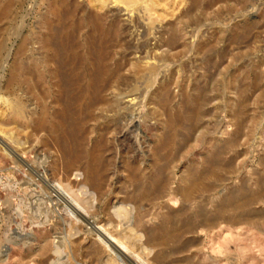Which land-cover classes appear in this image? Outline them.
<instances>
[{
    "label": "rangeland",
    "instance_id": "1",
    "mask_svg": "<svg viewBox=\"0 0 264 264\" xmlns=\"http://www.w3.org/2000/svg\"><path fill=\"white\" fill-rule=\"evenodd\" d=\"M70 1L76 6V19L83 23L82 44L95 16H107L108 26L120 27L110 64L121 66L122 71L107 100L121 105L124 123L136 118L139 127L132 138L133 152L145 160L141 168L147 175L154 158L161 160L159 164L167 158L169 192L139 207L126 200L133 192L126 167L133 149L122 142L123 136L118 138L120 147L113 142L110 133L117 116L106 106L99 107L85 125L89 132L86 147L99 135H107L110 147L120 150L116 161L120 167L110 176L109 195L102 203L92 190L77 189L85 180V163L66 176L53 130L54 83L45 42L56 16V0H0V264H41L44 260L52 264L56 259L58 264H96L90 255L93 249L101 250L103 264H124L114 261L116 254L95 233L86 234L81 219L66 213L62 197L58 200L55 193L45 191L50 185L59 186L61 194L87 218L94 210H102L95 219L100 223L97 227H104L106 235L108 231L133 237L134 249L127 244L131 251L123 250L141 264H264V0ZM172 37L175 45L170 44ZM134 63L140 64L138 73ZM24 67L32 70L31 79ZM151 68L156 75L148 85ZM191 97L204 101L199 124L184 120ZM5 101L21 105L23 114L15 116ZM165 138L172 141L164 144ZM230 143H234L231 148ZM214 157L217 163L205 180L209 188L194 203L185 204L175 193L183 186V176L209 168ZM54 161L61 167L55 181L51 177ZM241 187L249 193L262 189L261 198L247 209L241 223L220 220L216 227H200L169 247H147L148 234L133 231L140 218L144 228L151 230L168 217L179 219L183 211L194 213L198 205L213 217L230 192ZM76 194L85 196L87 206L76 202ZM121 207L130 211L124 222L114 215ZM109 212L114 221L109 220ZM233 214L228 208L224 215ZM60 219L62 232H47ZM61 237L69 249L59 256L53 251L42 253L46 242ZM76 247L81 249L79 259L74 255ZM159 253H164L160 262L156 261Z\"/></svg>",
    "mask_w": 264,
    "mask_h": 264
},
{
    "label": "bare ground",
    "instance_id": "2",
    "mask_svg": "<svg viewBox=\"0 0 264 264\" xmlns=\"http://www.w3.org/2000/svg\"><path fill=\"white\" fill-rule=\"evenodd\" d=\"M97 1L103 2V4L107 3V0ZM117 1L129 4L136 3L134 0ZM56 6V16L54 22L48 28V39L45 42V48L51 53L48 63L52 67V72L50 74H52L54 83L52 105L54 107L53 118L55 120V124L53 130L62 151V170L67 176L72 171L79 169L78 167H80V164L84 162L85 166L82 167V170L84 171L85 180L77 186V189H80L79 191L81 192L82 190H92L99 203H102L109 195L107 191L108 182L110 176L115 175L117 168L120 167L116 162L117 158H121L118 157L119 155L121 156V153L119 152L120 150L118 148L115 150L110 147L112 144L107 141V135L105 134L99 135V139L96 140L90 148H87L86 141L89 136V132L85 129V125L93 120L94 112L98 110L99 107L106 106L107 111L113 112L117 116V118L112 121L114 125L112 126L113 129L110 133L111 136H114L113 142L117 143L118 147H120L121 143L126 141L131 145L129 149H133L131 152L132 155L129 156L130 160L126 164L128 171L127 179L132 185L133 192L127 195L126 200L130 203H134L136 207H139L144 202L163 199L168 194L171 184L169 164L166 163L167 158L162 159L165 160L163 164L158 163L161 161L160 159L154 158L152 160V171L147 175V173L141 168V165L145 163V160L142 159V157L140 158V155H138L139 153L137 154L136 152H133L136 143L132 141V138L136 135L135 133L138 131L139 127L136 118L133 116L129 118L128 123H124V119L126 118L121 114L123 109L121 105L119 103L111 104L107 100L109 91L113 89V85L120 79L122 71L121 66L113 68L110 64L112 57L111 50L115 46V40L121 37L120 27L118 25L108 26L107 16H95L89 26L88 37L85 43L82 44L80 38L83 31V23L76 19L77 9L75 4H73L70 0H56ZM170 44H176L175 37L171 38ZM133 67L136 73H138L141 68L139 63H134ZM16 70L17 66L12 74L13 77L16 75ZM24 71H26L27 77L31 79L32 70L30 68H25ZM148 71L151 76L148 85H151L153 84L151 81L152 77L156 75V69L151 68ZM203 102L204 101L201 100V98L197 100L192 97L188 98V114L186 113L184 120L199 124L203 118ZM5 103L8 109L11 110L15 116L23 114L21 105L6 101ZM119 136H123L122 138H124L120 144H118L120 142ZM169 141L171 142L172 140L165 138L164 144L169 143ZM233 146L234 143L229 144V148ZM107 153H109L108 157ZM216 163L217 158L214 157L208 164L209 168L204 170L189 171L183 176V186H181V188H179L175 193L181 196L185 204L194 203V201L198 198V195H201L206 188H209V186L205 184V180L207 176H209L208 174L212 172V168L216 165ZM51 169L53 170L51 177L55 181L61 167H59V165L54 161V163L51 164ZM212 176H216L215 172ZM50 183L51 181L49 182V185ZM41 187L44 189L45 185L42 184ZM46 188L47 189H45V191L50 190V193H55L59 196L57 199L62 197L65 202V208L68 210L66 213H71L72 215L68 213L71 216H73V214L74 216L76 215L75 217L77 219H81L85 223L86 230L84 231H86V234L93 233L94 235L95 233L96 236L104 242L106 248L116 254V256H114L115 258L112 257L115 262L122 261L124 264H141V262L123 250L125 249L131 251L128 246H131L130 244L135 242V240H132L133 237H124L122 235V237L114 236L108 231L107 233L109 235H106V230H103L104 227H97L100 223L96 222L95 219H99L101 217L104 213L102 210H94L93 214L91 213L90 217L87 218L79 210L76 203L72 202L69 198L64 197V194H61L59 186L50 185ZM69 190L74 191L72 189ZM81 194L84 195L83 193ZM76 195L77 197L74 196L77 198L76 202L80 200L79 202H83V204L87 206L88 200L83 199L85 196L81 198L80 195ZM261 195L262 189L256 193H249L245 188L241 187L236 192H230L229 198L226 199L225 202H222L213 217L207 216L203 207L198 205L194 213L189 214L183 211L179 215V219L168 217L163 219L156 228L151 230H146L144 228L143 221L140 220V218L133 231L144 230L148 234L145 242L147 247H169L178 243V241H180L185 234L193 233L200 227H216L220 220L234 224L245 221L247 209L255 204V201L259 200ZM51 196H53V194ZM54 196L53 198H55ZM76 198L72 199L75 201ZM79 205L81 206L82 203H79ZM90 205L91 203L89 206ZM228 208H231L234 211L233 215H224L227 213ZM125 209L126 208L121 207L118 210H115L114 213L115 217H117L118 220H123V222L124 219L127 220L130 214V211ZM110 215L111 214L109 212L107 215L110 218L109 220L114 221V215L111 217ZM61 223H63L61 222V219L56 221L52 231L47 232H54L55 234L61 233ZM72 229L75 230V227L72 226ZM57 240L46 242L42 247V253L47 255L49 252L53 251L55 255H58L64 249L67 250L70 248L65 238L61 237ZM132 245L134 246V244ZM132 249H134V247ZM119 254L121 256H119ZM74 255L77 259H79L81 249L76 247ZM90 255L96 264H103L101 250L93 249L90 251ZM163 258L164 253H159L156 257V261L160 262ZM56 261L52 264H58V261L57 263ZM45 263H48V261L44 260L41 262V264Z\"/></svg>",
    "mask_w": 264,
    "mask_h": 264
}]
</instances>
